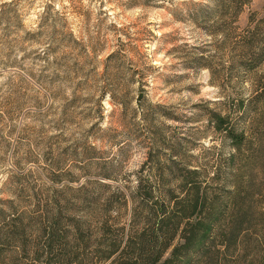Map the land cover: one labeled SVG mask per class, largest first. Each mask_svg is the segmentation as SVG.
<instances>
[{
  "label": "rangeland",
  "instance_id": "rangeland-1",
  "mask_svg": "<svg viewBox=\"0 0 264 264\" xmlns=\"http://www.w3.org/2000/svg\"><path fill=\"white\" fill-rule=\"evenodd\" d=\"M243 1L0 0V264H115L169 214L209 230L178 264H264V0Z\"/></svg>",
  "mask_w": 264,
  "mask_h": 264
},
{
  "label": "trees",
  "instance_id": "trees-1",
  "mask_svg": "<svg viewBox=\"0 0 264 264\" xmlns=\"http://www.w3.org/2000/svg\"><path fill=\"white\" fill-rule=\"evenodd\" d=\"M229 1H230L229 6H232L231 8H234L233 10L236 9L237 11V9L239 8L243 0H229ZM219 4L223 6V2ZM228 136L231 137V140L234 142L237 148L244 142L243 133L234 134L232 133V131H228ZM232 198H234L233 200L236 202L235 197L232 196L231 199ZM197 203H198V196L191 202L190 204L191 211L189 212V214L186 213V211L189 210L188 208H186L185 206L179 207L178 205L176 206L178 207L176 212L173 211L171 214L184 215L188 218L189 216L193 214V212L196 211V207L198 205ZM204 204L205 205L208 204V207L211 208L216 205V201L214 199L213 200L210 199L209 201L205 199ZM173 217L174 218H172L169 214L167 217H163V218L161 217L160 219L156 218L155 220H156L157 227H154L153 229L149 228L150 230L147 229V231H145V232H149L152 230L151 232L152 235H150L152 236V238L151 240L148 239L149 243L147 242V238H145V236L143 235L141 236L139 241H136L138 242V245L134 244L133 242H128L126 246L127 250L122 251V254L120 257L121 259H118L115 264H157L159 260L161 259V257L163 256V252L172 243L171 242L172 239L174 238L176 233L180 230L179 227L181 225L180 224L181 220L177 219L179 216H173ZM51 220H53V225L50 224V229L48 231L49 236L50 235L53 236L54 234H56V231L54 228H55V223L57 219L55 218L54 220L52 217ZM203 222L204 221H202V219H199L196 223H189V222L184 223L185 226L183 227L182 231H179L181 234L182 240L172 248L169 258H166L163 261V263H158V264H164V263L171 264V262H174V261L177 264L180 263L178 261L180 260L179 255L184 256L185 254H187L190 248L193 247L195 241H197L199 238H203L208 235V232H209L208 226L205 225ZM13 227L15 229L17 228L16 225H14ZM23 227H24L23 225L22 227L18 226V230L23 231ZM37 230L41 232L43 230L42 226L38 228ZM154 231H158V232L155 233ZM15 232H17L16 235L20 234V231L16 230ZM2 235L6 239L10 238V234L7 233V231L6 233ZM20 236L22 238L24 234ZM113 244L115 245H112V249H109L106 253L103 252V259H107L111 254L116 252V250L118 249L117 246L119 243L115 242ZM149 245L150 246L153 245L154 247H150ZM67 252H69V250ZM76 260L78 259H70L67 264H69L71 261H76ZM76 262L78 264H82L80 260ZM48 263L57 264L55 260L53 261V259L49 260ZM197 264H200V263H197Z\"/></svg>",
  "mask_w": 264,
  "mask_h": 264
}]
</instances>
